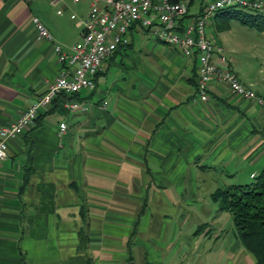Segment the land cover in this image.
Instances as JSON below:
<instances>
[{
  "label": "crops",
  "instance_id": "1",
  "mask_svg": "<svg viewBox=\"0 0 264 264\" xmlns=\"http://www.w3.org/2000/svg\"><path fill=\"white\" fill-rule=\"evenodd\" d=\"M92 1L0 0V125L15 121L59 73L53 42L37 37L33 17L71 47ZM204 1L189 0L188 15ZM229 25L216 13L206 30L264 96V76L235 68ZM129 40L104 60L95 88L73 96L90 109L67 110L57 98L8 142L0 264H257L236 231L220 243L226 230L218 220L232 216L212 195L263 167L264 108L219 83L207 100H193L195 56L137 23Z\"/></svg>",
  "mask_w": 264,
  "mask_h": 264
},
{
  "label": "built area",
  "instance_id": "2",
  "mask_svg": "<svg viewBox=\"0 0 264 264\" xmlns=\"http://www.w3.org/2000/svg\"><path fill=\"white\" fill-rule=\"evenodd\" d=\"M49 1L55 5L61 0ZM188 3L189 0H93L87 16L82 20L81 39L71 47L56 41L42 21L33 17L37 37L53 42L60 69L46 91L15 121L0 125V160L7 157L8 142L34 124L40 111L55 99L61 97L62 106L67 110L90 109L91 102L72 96L95 88L96 75L104 60L118 46L129 43V31L135 23L151 30L158 40L179 48L186 56L196 57L198 77L193 100H207L212 85L219 83L228 89L231 96L255 100L264 108V96L240 79L223 47L216 44L206 30L209 20L219 10L244 6L264 12V0H206L200 13L191 16L188 15ZM184 17L187 21L182 23ZM106 104L104 100L99 107L104 109ZM66 128V121H61L59 133L63 134Z\"/></svg>",
  "mask_w": 264,
  "mask_h": 264
},
{
  "label": "trees",
  "instance_id": "3",
  "mask_svg": "<svg viewBox=\"0 0 264 264\" xmlns=\"http://www.w3.org/2000/svg\"><path fill=\"white\" fill-rule=\"evenodd\" d=\"M217 13L239 18L264 32V12L257 9L231 6ZM212 196L220 209L231 213L237 237L254 255L257 264H264V165L250 182L218 188Z\"/></svg>",
  "mask_w": 264,
  "mask_h": 264
},
{
  "label": "rangeland",
  "instance_id": "4",
  "mask_svg": "<svg viewBox=\"0 0 264 264\" xmlns=\"http://www.w3.org/2000/svg\"><path fill=\"white\" fill-rule=\"evenodd\" d=\"M232 27L228 46L233 48L235 53L234 65L236 69L243 71L251 78L264 76V32L244 23L239 18H229ZM228 20V19H227ZM228 30V28H227ZM261 166H259L260 169ZM238 178L236 183H248L252 180L244 173ZM224 224L226 237L220 241H228L232 237V231H236L233 219H230L226 213H222L221 219L218 220ZM218 222V223H219ZM224 243V242H222Z\"/></svg>",
  "mask_w": 264,
  "mask_h": 264
},
{
  "label": "water",
  "instance_id": "5",
  "mask_svg": "<svg viewBox=\"0 0 264 264\" xmlns=\"http://www.w3.org/2000/svg\"><path fill=\"white\" fill-rule=\"evenodd\" d=\"M128 264H136L134 261H129Z\"/></svg>",
  "mask_w": 264,
  "mask_h": 264
}]
</instances>
